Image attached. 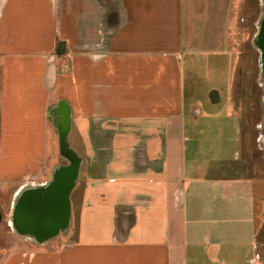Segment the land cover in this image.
Masks as SVG:
<instances>
[{"label":"crops","instance_id":"1","mask_svg":"<svg viewBox=\"0 0 264 264\" xmlns=\"http://www.w3.org/2000/svg\"><path fill=\"white\" fill-rule=\"evenodd\" d=\"M242 1L0 0V264H264L231 100ZM70 165L65 228L20 234V196Z\"/></svg>","mask_w":264,"mask_h":264},{"label":"rangeland","instance_id":"2","mask_svg":"<svg viewBox=\"0 0 264 264\" xmlns=\"http://www.w3.org/2000/svg\"><path fill=\"white\" fill-rule=\"evenodd\" d=\"M263 10L264 4L261 1L240 2L237 19L233 21L234 26L230 35V49L235 59L231 100L240 113L246 129L244 168L259 178L257 185L260 189L258 188L259 191L256 193L255 213L256 243L262 260H264V77L261 73L263 69L255 37ZM256 124H260V127L254 131ZM256 134H259L258 142L255 140ZM2 221L0 211V222Z\"/></svg>","mask_w":264,"mask_h":264},{"label":"water","instance_id":"3","mask_svg":"<svg viewBox=\"0 0 264 264\" xmlns=\"http://www.w3.org/2000/svg\"><path fill=\"white\" fill-rule=\"evenodd\" d=\"M260 63L264 71V55ZM263 71L261 73L264 77ZM75 178L76 165L61 167L55 171L53 180L43 191L23 193L14 213L17 231L44 240L64 229L69 218V194Z\"/></svg>","mask_w":264,"mask_h":264},{"label":"flooded vegetation","instance_id":"4","mask_svg":"<svg viewBox=\"0 0 264 264\" xmlns=\"http://www.w3.org/2000/svg\"><path fill=\"white\" fill-rule=\"evenodd\" d=\"M264 10H263V15H262V19L260 21V25H259V29L257 30V34L255 37V41L259 50V54H260V61L264 55L263 50H264V42L263 45H261V41L263 39V34H264ZM255 44V45H256Z\"/></svg>","mask_w":264,"mask_h":264},{"label":"bare ground","instance_id":"5","mask_svg":"<svg viewBox=\"0 0 264 264\" xmlns=\"http://www.w3.org/2000/svg\"><path fill=\"white\" fill-rule=\"evenodd\" d=\"M261 45H263V42H261ZM262 69H263V66H262ZM264 72V71H263Z\"/></svg>","mask_w":264,"mask_h":264},{"label":"trees","instance_id":"6","mask_svg":"<svg viewBox=\"0 0 264 264\" xmlns=\"http://www.w3.org/2000/svg\"><path fill=\"white\" fill-rule=\"evenodd\" d=\"M58 49H59V47H58Z\"/></svg>","mask_w":264,"mask_h":264}]
</instances>
